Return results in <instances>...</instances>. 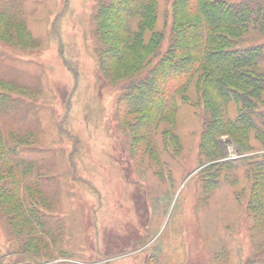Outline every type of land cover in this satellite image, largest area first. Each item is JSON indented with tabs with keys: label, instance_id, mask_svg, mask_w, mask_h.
<instances>
[{
	"label": "rangeland",
	"instance_id": "1",
	"mask_svg": "<svg viewBox=\"0 0 264 264\" xmlns=\"http://www.w3.org/2000/svg\"><path fill=\"white\" fill-rule=\"evenodd\" d=\"M120 1L0 0V264H264V136L212 157L199 85L134 100L190 0Z\"/></svg>",
	"mask_w": 264,
	"mask_h": 264
},
{
	"label": "trees",
	"instance_id": "2",
	"mask_svg": "<svg viewBox=\"0 0 264 264\" xmlns=\"http://www.w3.org/2000/svg\"><path fill=\"white\" fill-rule=\"evenodd\" d=\"M122 1L119 7L127 15L133 12L127 1L132 6L140 3ZM189 8L195 43L170 44L149 77L135 85V103L149 110L159 107L155 101L164 97L166 109L176 97L187 101L184 90L195 83L198 103L206 113L201 148L212 157H225L232 144L241 154L252 134L257 140L264 136V46L235 50L231 44L251 30L264 34V0H190ZM183 29L178 30H187ZM229 104L234 115H228ZM257 165L262 169L264 162ZM259 179L263 181L264 174Z\"/></svg>",
	"mask_w": 264,
	"mask_h": 264
}]
</instances>
